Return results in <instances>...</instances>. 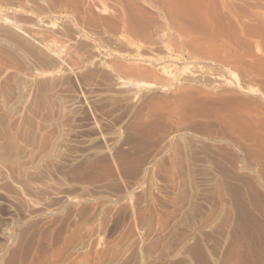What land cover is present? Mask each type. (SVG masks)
Returning a JSON list of instances; mask_svg holds the SVG:
<instances>
[{"label": "rangeland", "instance_id": "1", "mask_svg": "<svg viewBox=\"0 0 264 264\" xmlns=\"http://www.w3.org/2000/svg\"><path fill=\"white\" fill-rule=\"evenodd\" d=\"M0 264H264V0H0Z\"/></svg>", "mask_w": 264, "mask_h": 264}]
</instances>
